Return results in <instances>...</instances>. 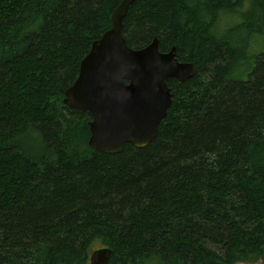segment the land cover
I'll use <instances>...</instances> for the list:
<instances>
[{"label": "trees", "instance_id": "16d2710c", "mask_svg": "<svg viewBox=\"0 0 264 264\" xmlns=\"http://www.w3.org/2000/svg\"><path fill=\"white\" fill-rule=\"evenodd\" d=\"M123 0H0V264L264 261V0H136L131 48L193 62L158 135L90 146L65 103Z\"/></svg>", "mask_w": 264, "mask_h": 264}, {"label": "water", "instance_id": "95a60500", "mask_svg": "<svg viewBox=\"0 0 264 264\" xmlns=\"http://www.w3.org/2000/svg\"><path fill=\"white\" fill-rule=\"evenodd\" d=\"M135 1L123 0L115 9L112 28L92 43L64 100L73 110L89 112V144L107 153L154 140L173 102L168 80L182 83L196 74L195 64L181 61L176 47L162 52L157 37L140 49L128 45L123 22ZM111 254L110 247L93 250L90 264H109Z\"/></svg>", "mask_w": 264, "mask_h": 264}, {"label": "rangeland", "instance_id": "374dc122", "mask_svg": "<svg viewBox=\"0 0 264 264\" xmlns=\"http://www.w3.org/2000/svg\"><path fill=\"white\" fill-rule=\"evenodd\" d=\"M257 47H258V49L264 48V39L260 41V43ZM238 264H242V263H238Z\"/></svg>", "mask_w": 264, "mask_h": 264}, {"label": "bare ground", "instance_id": "6f19581e", "mask_svg": "<svg viewBox=\"0 0 264 264\" xmlns=\"http://www.w3.org/2000/svg\"><path fill=\"white\" fill-rule=\"evenodd\" d=\"M123 2V1H122ZM121 2V3H122ZM155 39V38H154ZM67 91V90H66ZM65 98H66V94H65ZM65 100V99H64ZM65 103V102H64ZM89 126H90V123H89ZM90 137H91V133H90ZM89 142H90V140H89ZM261 262H264V261H261ZM259 263V262H258ZM247 264H250V263H247Z\"/></svg>", "mask_w": 264, "mask_h": 264}]
</instances>
